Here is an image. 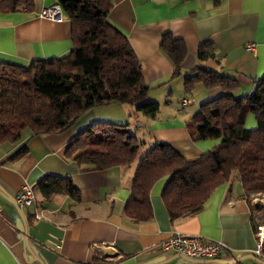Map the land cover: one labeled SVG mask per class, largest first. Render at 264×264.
I'll use <instances>...</instances> for the list:
<instances>
[{"label": "crops", "instance_id": "obj_1", "mask_svg": "<svg viewBox=\"0 0 264 264\" xmlns=\"http://www.w3.org/2000/svg\"><path fill=\"white\" fill-rule=\"evenodd\" d=\"M55 3L59 1L33 0L30 10L0 9L1 61L28 66L70 53L71 21L39 16L42 8ZM108 19L128 37L150 87L149 99L159 102L160 110L148 116L128 107L131 104L112 102L89 109L65 131L35 135L26 130L18 141L1 143L0 264H158L176 254L156 246L173 231L226 242L229 251L222 259L254 253L259 203L245 192L237 174L217 186L203 208L191 215L171 217L162 197L168 176L152 186L150 220L129 216L126 205L137 166L156 142L168 143L186 158L198 157L221 142L192 138L187 124L197 111L186 110V105L198 95L202 104L224 91L199 82L188 93L185 77L197 68L217 71L239 83L238 95L250 94L256 81L264 78V0H112ZM169 32L188 47L178 76L160 48L162 36ZM203 42L213 45L215 58H198ZM248 118L246 123L254 128L255 117ZM97 122L129 124L142 144L133 163L100 169L81 165L77 160L81 151L67 155L80 133ZM23 147L28 152L14 157ZM46 175L71 178L80 198L65 192L45 197L38 183ZM24 183L34 187L38 201L36 207H21L22 218L15 204ZM36 212L42 218L36 219ZM58 242L61 249L55 247ZM164 264L213 263L179 257ZM236 264L260 263L252 259Z\"/></svg>", "mask_w": 264, "mask_h": 264}, {"label": "trees", "instance_id": "obj_2", "mask_svg": "<svg viewBox=\"0 0 264 264\" xmlns=\"http://www.w3.org/2000/svg\"><path fill=\"white\" fill-rule=\"evenodd\" d=\"M58 1L72 23L74 47L65 56L34 60L28 66L0 60V144L18 141L26 130L35 135L65 131L89 109L112 102L135 105L148 116L160 110V103L149 99L150 87L128 37L108 19L112 0ZM32 5L33 0H0V9L30 10ZM160 48L178 76L188 55L186 43L169 32L162 36ZM215 56L211 43L199 46V59ZM199 82L207 89L220 87L224 94L202 103L188 129L195 141L221 142L194 158L156 142L137 166L126 205L127 214L138 221L152 218L150 192L164 176L168 180L162 197L172 218L201 210L214 189L234 174L248 195L264 193V78L247 96L237 94L240 85L234 78L201 68L185 77L186 91L192 93ZM250 114L255 129L246 128ZM128 126L94 123L80 133L67 155L81 151V165L100 169L129 165L142 144ZM26 152L23 147L14 157ZM38 188L45 197L65 192L80 198L71 178L46 175Z\"/></svg>", "mask_w": 264, "mask_h": 264}, {"label": "built area", "instance_id": "obj_3", "mask_svg": "<svg viewBox=\"0 0 264 264\" xmlns=\"http://www.w3.org/2000/svg\"><path fill=\"white\" fill-rule=\"evenodd\" d=\"M39 16L56 21H64L67 18L65 11L60 3L44 7L39 12ZM248 50H254V45L250 44ZM183 103H190V100L184 99ZM37 196L34 187L29 183H24L17 192L16 202L21 206H37ZM36 219L42 218L41 213L36 212ZM257 248L254 254L264 259V225L258 226L256 233ZM157 248L164 252H175L195 259H214L221 258L224 253L229 251L226 242L220 240H211L200 235H190L173 231L169 236L157 245ZM56 249H61L62 243H55Z\"/></svg>", "mask_w": 264, "mask_h": 264}, {"label": "water", "instance_id": "obj_4", "mask_svg": "<svg viewBox=\"0 0 264 264\" xmlns=\"http://www.w3.org/2000/svg\"><path fill=\"white\" fill-rule=\"evenodd\" d=\"M16 207L21 215L22 218L25 217V214L21 208V206L16 202ZM26 233V232H25ZM27 235V233H26ZM184 258L188 261H191V262H196V263H213V264H236V263H240L242 261H244L245 259H253L254 261L260 263V264H264V259L258 257L257 255H255L254 253H247V254H238V255H235L233 257H231L230 259H222V258H214V259H195V258H191V257H187L185 255H182V254H175L173 256H171L170 258L168 259H165L161 262H159L158 264H164L166 262H169L175 258Z\"/></svg>", "mask_w": 264, "mask_h": 264}, {"label": "rangeland", "instance_id": "obj_5", "mask_svg": "<svg viewBox=\"0 0 264 264\" xmlns=\"http://www.w3.org/2000/svg\"><path fill=\"white\" fill-rule=\"evenodd\" d=\"M247 93L244 95V93L242 94V96H246ZM178 98V97H177ZM163 100V99H162ZM184 100V99H183ZM183 100L181 102H183ZM201 99L199 97V95L196 97V99H194V102H192V104H190L189 106L186 105V110H190L191 112H196L198 111V109L200 108V104H201ZM163 102V101H161ZM164 105V102L162 103V106ZM132 105H128V107H131ZM133 107H136L135 105H133ZM163 110V109H162ZM248 122L250 121V117L248 118ZM256 127V126H255ZM254 128H250L249 124H247L246 128L248 129H255ZM139 155H142V151L140 152ZM236 174H234L233 177H235ZM251 196V198L259 203V209H260V214L258 216V219H257V226H256V233L258 232V226L260 225H264V193H252V194H249ZM252 259L248 258L244 261H251Z\"/></svg>", "mask_w": 264, "mask_h": 264}]
</instances>
